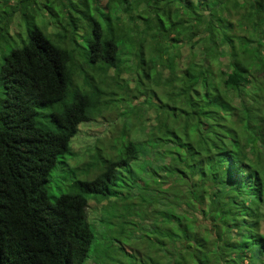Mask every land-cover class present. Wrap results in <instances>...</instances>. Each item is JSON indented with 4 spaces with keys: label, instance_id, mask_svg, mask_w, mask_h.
<instances>
[{
    "label": "trees",
    "instance_id": "1",
    "mask_svg": "<svg viewBox=\"0 0 264 264\" xmlns=\"http://www.w3.org/2000/svg\"><path fill=\"white\" fill-rule=\"evenodd\" d=\"M43 1L0 0V264H86L89 199L155 220L145 264H264V0Z\"/></svg>",
    "mask_w": 264,
    "mask_h": 264
},
{
    "label": "rangeland",
    "instance_id": "2",
    "mask_svg": "<svg viewBox=\"0 0 264 264\" xmlns=\"http://www.w3.org/2000/svg\"><path fill=\"white\" fill-rule=\"evenodd\" d=\"M41 3H44L43 0H35ZM77 1V0H74ZM105 0H101V3ZM62 2H66L63 0ZM46 4V3H44ZM66 4V3H64ZM41 6V5H40ZM36 9V8H35ZM58 9H62L60 6ZM40 14H42L43 19L47 24H45L46 31L50 30L52 26L48 22L50 21L48 10L45 7L41 6L38 9ZM38 25V24H37ZM24 26V25H23ZM81 26V25H80ZM79 26V32L82 27ZM18 29V28H17ZM53 29V28H52ZM236 30V28H233ZM25 27H23V34H25ZM13 32V31H12ZM78 33V43L80 42V33ZM17 33V31H16ZM13 35V34H12ZM12 44L16 42L15 40H10ZM79 81V79H78ZM109 125H107L106 121L98 120V121H89L78 124L77 132L72 138L69 146L70 151L74 154V156L68 157L66 156V161L69 166L81 164L82 162L87 160V156L85 151L91 148L95 144V140L105 136V132L108 131ZM140 138V135H139ZM106 148V152H111L108 147ZM86 166H81L84 169ZM81 169V170H82ZM91 174V173H90ZM73 176H76V171L68 172L67 170H61L58 166L50 173L49 182L47 183V192L50 200H53V197L60 193L67 192L66 187L68 188L69 183H71ZM112 200V199H109ZM107 201H101L100 203L96 202L95 199H89L88 205L86 208V215L89 222L93 226V234L94 237L92 239L90 249H89V258L86 260V264H94L91 255L95 257V243L97 240L100 242L99 253H104L106 249L110 251L113 257V260H105L106 264H132V263H147L150 257L157 259V247L158 245L153 240L157 238L158 231L154 229V226L157 225L151 218L150 220H139V218H135L133 222L129 219L126 222L125 227L119 232L118 228H116L112 223L109 225H100L98 223V219L104 213V208L101 210V206L106 204ZM157 208L161 209V205H157ZM113 208V205H108L106 211L109 212ZM115 214L117 213V207H115ZM146 206L142 207L141 211L147 215L148 211H146ZM104 216H107L105 213ZM119 217V216H118ZM117 217V218H118ZM121 218V217H119ZM113 218L112 222H116ZM153 221V222H152ZM132 225V226H131ZM108 228V229H106ZM96 230V233H95ZM99 235V236H98ZM96 237V239H95Z\"/></svg>",
    "mask_w": 264,
    "mask_h": 264
}]
</instances>
